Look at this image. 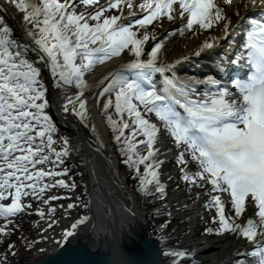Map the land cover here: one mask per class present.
<instances>
[{
  "label": "snow or ice",
  "instance_id": "1",
  "mask_svg": "<svg viewBox=\"0 0 264 264\" xmlns=\"http://www.w3.org/2000/svg\"><path fill=\"white\" fill-rule=\"evenodd\" d=\"M78 3L95 7L85 16L76 11ZM122 4L124 0H107L106 4H98L96 0H7V3L0 0V11L11 15L12 8H16L30 25L16 37L5 15L0 14V243L9 248L15 246L7 237L21 227L19 220L33 208L34 201L48 206L46 218L51 220L56 206L50 201L61 197L47 194L48 191L57 186L76 187L74 181L56 179L71 171L66 166L71 151L69 140L59 138L61 146L56 147L58 129L47 111L48 88L41 79V68L29 59V54L35 53L36 59L49 67L58 87L75 84L81 89L82 97L88 83L85 73L114 56L131 53L134 58L122 67L135 70L134 77L110 72V82L100 95L107 96L104 108L114 106L123 120L120 123L108 115L116 132L114 139L121 144L126 157L124 163L134 168L140 189L149 195H167L166 185L160 182L156 171L161 161L154 145L160 130L144 118L140 109L143 105L145 112H155L165 122L176 142L186 146L185 152L199 164L198 172L184 173L185 181L210 182L213 192H230L237 216L244 215L246 201L254 206V213L258 210L259 221L247 218L246 224L235 223L234 218L225 215L221 195H214L209 206L218 210V219L213 217L218 226L208 227L206 231L230 230L255 241L252 264H264V229L261 228L264 225V20L253 22L243 51L237 53L235 63L247 61L250 71L245 78L237 77L228 85L216 75L204 79L181 78L176 70L181 61L158 62L162 40L146 53L144 44L149 33L137 35L139 27L151 25L160 17L173 22L179 20L181 26L176 31L180 34L186 30L197 33L213 30L223 22V34L227 36L235 21L218 0H144L139 5L143 10L140 15H125ZM126 6L132 7L130 0ZM253 6H257L255 0ZM259 7L264 10V0H260ZM235 16L238 18L240 12ZM219 40L220 37L211 35L193 55L214 49ZM219 68L226 71L223 62ZM152 73L162 77L160 86ZM77 103L80 107L77 114L85 119L87 102L78 98ZM176 105H182L184 112L177 111ZM70 106L75 112L71 100L65 104L64 111H69ZM125 114L132 119L131 124L123 119ZM129 128L131 131L126 134L124 129ZM140 134L147 139L136 140ZM138 144L147 146V155L137 151ZM180 162L187 167L184 152L180 153ZM141 163L146 164L143 174ZM75 206L69 203L67 208ZM35 211L45 218V207H37ZM88 219L85 215L76 220L66 236H71ZM169 255L177 258L175 264H183L180 258L190 253L170 250ZM3 264H7L6 259ZM115 264H128V261L119 256Z\"/></svg>",
  "mask_w": 264,
  "mask_h": 264
},
{
  "label": "bare ground",
  "instance_id": "2",
  "mask_svg": "<svg viewBox=\"0 0 264 264\" xmlns=\"http://www.w3.org/2000/svg\"><path fill=\"white\" fill-rule=\"evenodd\" d=\"M128 1L129 0H125L124 4L126 5ZM3 2L7 3V0H3ZM218 2L224 8L225 13L234 20L236 19V12H240L241 14L245 12L247 8L253 7V0H231V3H228V0H218ZM259 2L260 0H255L257 6L254 8H261L259 7ZM0 14L5 15L16 37L21 36L27 28L30 27V25H27L23 20L22 14L16 8H12L11 15L3 11H0ZM180 26V22L177 20L166 28H160L158 39L167 38L169 32ZM232 26L231 29L235 28L236 25H234V27ZM213 30L214 33L211 35L220 37L214 49L205 50L201 52L199 56L193 55V52L211 35L199 40L197 43L194 40L195 43L191 41L185 44V42H182V37L184 38V36L178 33L165 42L164 53H167V56L165 59L161 60L160 63H173L179 60L181 62L176 65L177 67L186 60L207 58L212 55V53H215L213 51L221 50L219 47L226 39L223 34V22L221 26H214ZM233 41L234 39H232V42ZM234 42L238 43L237 41ZM242 44H245V42ZM238 46L242 49L240 43ZM224 51L221 50L219 54H217V59L221 60L220 62L210 57V61L207 65L201 68L202 73L212 72L213 62L217 65L223 62L224 67H227L229 64L228 61L222 59L223 53H226ZM231 51L236 53L240 52L238 48H231ZM184 57L188 59H182ZM133 58L131 53L127 55L123 54L94 66L92 70L85 73L84 79L88 83L83 89V95L89 96L90 91H92L95 86L100 87L108 78H111L109 76L110 72L114 73L118 69L122 70L126 68L122 67V65H126L127 61ZM144 58L147 59L148 56ZM29 59L34 60L36 65L41 68V79L48 88L50 103L47 111L58 129L56 147L59 148L61 146L59 138H67L69 140L71 151L70 156L66 159V166L70 167L71 171L63 177H56V179L63 178L69 183L74 181L76 187L65 189L57 186L56 189L48 191L47 194L61 197V199L50 201L51 205L56 206V212L52 214L51 220L46 218L49 211L48 206L42 205L39 201H34L33 208L29 209L28 214L24 215L19 220L21 227L9 235L7 241L14 235L26 234L35 217V208L43 206L45 207L43 230L34 232V236L48 242V253L60 250L63 242L77 239V248H83V254L115 258L113 238L116 235L120 248V255L125 259H130L131 249L137 250L142 247L137 236L150 227L148 210L140 205L136 196L137 194L131 186L128 185L126 177L120 174L118 156L114 153L109 155L107 152H104L105 156H103L101 152L95 151L93 147L97 148L99 151L100 149L92 143L84 141V138L87 139L85 131L80 120L71 110V106L69 111H64V106L69 100L72 101V106H74L77 99L82 98L80 97L81 89L79 86L71 84L66 87H58L56 78L53 77L49 67L36 59L35 53H30ZM231 67L233 68V65H231ZM231 71L232 69L229 68L228 72ZM124 74L129 75L130 73L129 71H125ZM158 76L160 75L158 74ZM91 104V114L98 133L101 136L108 137V127L95 106V101H92ZM80 133L83 134L84 138L80 136ZM160 134L161 131L157 133L156 144L154 145V147L158 149V154H162L163 156L166 155L169 158L176 157L173 155L175 149L169 148L168 142H161ZM162 155L157 156L158 161H162ZM57 170L60 171L61 169L58 168ZM199 185H201V183H199ZM179 186V183H177L176 188H179ZM169 187L170 185L167 184L166 189ZM176 200L177 199H173L171 202H166L165 206H163L164 211L174 208L178 204L175 203ZM222 200L225 201V210H227V201L224 197H222ZM69 203H75L76 206L69 209L67 208ZM60 205H63V207L61 208ZM85 205H87V207H85ZM147 205L150 206L148 203ZM183 207L189 212L190 220L192 221L191 230L188 235V242L190 244H188V249H186V251L190 253V256L187 258H197V260L204 264H236L246 260L244 250H247L249 246H254L256 243L255 241H247L249 238L243 237L239 232H232V234L227 237L212 238L213 236H211L196 238L194 237L197 227L194 223L196 206L183 204ZM253 208L254 206L251 205L245 208L247 213H244L243 219L239 224H246L247 218H253L259 221ZM85 215L88 216L89 219L83 225H78L71 236H66V232L72 231L71 225ZM170 215L169 212L166 213V217L168 216L170 218ZM171 218L176 219L173 215ZM161 219L162 218H160V220ZM0 220H2V218H0ZM52 220H55V223H52ZM49 224H52V227H49ZM261 228L264 229V225H261ZM155 239L157 241V246L162 249L159 239ZM257 239L259 240V234ZM2 244L4 243H0V246ZM165 264H167V262H165Z\"/></svg>",
  "mask_w": 264,
  "mask_h": 264
},
{
  "label": "rangeland",
  "instance_id": "3",
  "mask_svg": "<svg viewBox=\"0 0 264 264\" xmlns=\"http://www.w3.org/2000/svg\"><path fill=\"white\" fill-rule=\"evenodd\" d=\"M125 2V0H124ZM129 2V1H128ZM144 0H130V3L132 7H127L125 4H122V7L124 9L125 15L129 13H135L137 15L141 14L142 9L139 7L141 3H143ZM98 4H106L107 0H100L96 1ZM95 5H87L84 3H78L76 7V11L78 13H83L85 16H87L88 13L92 12L94 10ZM112 11V10H109ZM173 21H169L166 18H160L158 17L151 25H145L144 27H139V31L137 33L138 36H141L144 31H147L149 33V39L145 41L144 48L146 53H150L151 47L154 46L156 42L163 41V46L160 49L158 53V62L165 59L167 56V53H164V44L168 39L173 38L178 34L179 32L174 29L173 31L169 32L167 38L158 39L159 37V29L163 27H167L171 25ZM218 26H221L218 25ZM212 33H214V30H201L199 33L193 31V30H186L182 35V42L190 43L191 41L196 43L199 40H202L204 38L209 37ZM153 36L155 37V40H153ZM195 40V41H194ZM126 51V50H125ZM123 55V53L121 54ZM147 56V54L145 55ZM98 65V64H97ZM96 66V65H95ZM119 70V69H118ZM117 71V70H116ZM115 71V72H116ZM114 72V73H115ZM107 81V80H106ZM104 82L100 87L95 86L92 91H90L89 96L83 95L82 99L85 100L86 103V116L85 119H81L80 116L77 114L80 111L79 103L76 102L74 107L76 108V111L73 113L77 116V118L80 120L82 127L89 138V140L92 142L93 145L99 147L101 150L107 152L109 155L112 154V148L109 145V139L108 137L101 136L97 128L95 126V122L93 120V116L91 114V103L92 101H95L97 109L100 111H103L104 104L107 102V96H101L100 93L103 92L104 88L108 86V83L110 81ZM113 99L114 94L111 93ZM115 109V108H114ZM141 112L145 119H148L150 122L157 125L159 130L161 131L160 139L161 142L167 143L168 147L175 149L174 154L176 157L169 158L166 155H162V161L159 164V167L156 168V171L158 172V178L161 183L167 185L169 184L170 187L166 189L167 195L164 197H161L159 194L155 195H147V202L142 198L137 196L140 205H142L147 211V213L151 214V219L155 222V224H158L160 227L163 225V229L161 227L162 236L161 234L158 236L160 244L162 246V252L165 258V262L167 264H175L177 258L169 255L170 250L174 251H181L188 249V235L191 230L192 221L190 220L189 212L184 209L183 204H188V206L195 205V218L194 223L196 224V234L194 237H211L217 238L222 236H230L232 234V231H224V232H208L206 229L208 227H212L215 229L218 225L213 220V217H217L218 219V213L216 212L215 207H210L209 202L212 200V197L214 195H221V198L224 197L227 201L226 206L227 210L225 211V215L229 217L230 219L234 218L235 223H241L243 219V215L237 216L235 213L234 206L232 204V199L230 198V192L229 193H216L212 191V185L210 182L208 183H201L196 182L192 183L191 181H185L183 179V175L185 172H188L189 174H194L200 170L199 164L194 161L190 155V153L185 152V147L179 143L176 142L175 137L171 135V132L168 128L165 127V122L160 119V117L155 112H145L143 110V105H140ZM118 121L120 123H123L120 120V117H118ZM104 120V118H103ZM105 121V120H104ZM129 122V120H128ZM106 123V121H105ZM107 125V124H106ZM108 126V125H107ZM109 128V127H108ZM111 129L110 137L113 135V130ZM125 131V130H124ZM159 131V132H160ZM110 132V131H109ZM147 138L144 137L142 140H146ZM121 146V145H120ZM148 152V151H147ZM184 152V158L188 161L187 167L181 164L180 162V153ZM151 161H149L150 163ZM131 169H134L132 167H129L128 165L124 164L123 166L120 165V174L127 177V175H130ZM177 183H179V188L177 187ZM178 189V190H176ZM154 191V189H152ZM177 199L175 203L178 204L171 208L170 210H165L163 206H165L166 202H171V200ZM10 202V200L6 201ZM148 204H151L152 207L148 206ZM248 203L246 201L245 208L248 207ZM148 208V209H147ZM156 208V210L154 209ZM258 209V206H257ZM155 212V213H153ZM169 212L170 218L167 216L166 213ZM245 212L247 213V210L245 209ZM258 212V210H257ZM176 217V219L171 218V216ZM160 218H162L160 220ZM259 216L257 215V219ZM159 219V220H156ZM168 234V236H167ZM164 235L167 237L165 238ZM157 237V236H156ZM249 241V240H247ZM254 246H249L247 250H244V256L246 254H251V251ZM188 252V251H187ZM183 262V264H204L203 262L197 260V258H187L182 257L180 258ZM252 260V259H251Z\"/></svg>",
  "mask_w": 264,
  "mask_h": 264
},
{
  "label": "water",
  "instance_id": "4",
  "mask_svg": "<svg viewBox=\"0 0 264 264\" xmlns=\"http://www.w3.org/2000/svg\"><path fill=\"white\" fill-rule=\"evenodd\" d=\"M80 136L84 138L82 133ZM84 141L90 142L88 138H84ZM93 149L101 152L95 147ZM102 155L105 156L103 153ZM40 230H43V218L36 212L27 233L14 235L8 240L14 247L9 248L5 243L0 246V264H3L5 259L7 264H115L121 256L116 235L113 238L115 258L83 254V248H77V239L63 242L60 250L48 253V242L34 236V232ZM137 237L142 247L131 249L130 259H126L128 264H165L154 237H147L144 231Z\"/></svg>",
  "mask_w": 264,
  "mask_h": 264
},
{
  "label": "trees",
  "instance_id": "5",
  "mask_svg": "<svg viewBox=\"0 0 264 264\" xmlns=\"http://www.w3.org/2000/svg\"><path fill=\"white\" fill-rule=\"evenodd\" d=\"M114 99H115V93H114ZM103 111L100 110V113L101 115L103 116L104 120L106 121V124L108 125L109 127V133H111V129L113 130V135L110 137V134H109V138H110V142L112 144V146L115 148L116 150V153H117V156H118V159H119V165L123 166L125 163H124V160L126 159L124 153L121 151V144L119 142H117L114 137L116 135V132L114 131L113 129V126L112 124L110 123V121L108 120V115L111 114L113 119H116L118 120L120 117V114L116 112V110L114 109V106L111 107L110 109H102ZM143 115V114H142ZM124 120H129V124L132 123V119L129 118L127 116V114L124 115ZM121 120V119H120ZM123 122V120H121ZM120 122V121H118ZM125 130V133L126 134H129L131 129H124ZM144 137L143 134H140V135H137L135 137L136 140H142ZM137 151L140 152L141 155H147V151H148V148L146 145H137ZM149 162V161H148ZM146 171V164L145 163H141L140 164V172L141 174H143L144 172ZM148 179H151V177L149 176ZM127 182H128V185L131 186V188L137 193V195L139 197H142L146 202H147V193L142 191L140 189V180H139V177L137 176V173L135 172L134 169H131L130 171V175L127 176L126 178ZM149 189H151V185H149ZM151 206V204H149ZM152 207V206H151ZM156 210V208H154ZM155 213V212H153ZM148 218H149V224H150V227L146 230V234L147 236L151 237V236H157V239H159V235L161 234L162 236V231H161V227L158 225V224H155V222L153 221V219H151V214L148 215ZM168 236V234H167ZM166 235H164V237L166 238L167 237ZM160 242V241H159ZM162 247V246H161Z\"/></svg>",
  "mask_w": 264,
  "mask_h": 264
}]
</instances>
